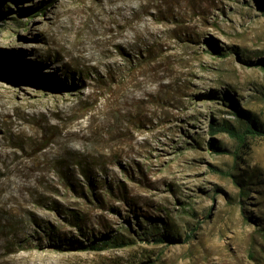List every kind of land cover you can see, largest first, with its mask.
<instances>
[{"label": "rangeland", "instance_id": "1", "mask_svg": "<svg viewBox=\"0 0 264 264\" xmlns=\"http://www.w3.org/2000/svg\"><path fill=\"white\" fill-rule=\"evenodd\" d=\"M256 4L0 0V264H264ZM231 106L263 125L235 160Z\"/></svg>", "mask_w": 264, "mask_h": 264}, {"label": "trees", "instance_id": "2", "mask_svg": "<svg viewBox=\"0 0 264 264\" xmlns=\"http://www.w3.org/2000/svg\"><path fill=\"white\" fill-rule=\"evenodd\" d=\"M256 8L262 15H264V0H256ZM33 12V11H32ZM37 12V11H35ZM34 12V13H35ZM6 13V12H4ZM0 12V18H3V14ZM40 15L42 14V9L41 11L38 12ZM231 111L236 117H242L243 121L241 124L238 125V127H235L231 125L229 122L221 121L218 123L213 122V120L210 123V135H214L217 133H225L229 138H231L235 144H236V149L234 150L233 154V160L237 158V150L240 147L245 146V142L248 138H252L255 135H260L262 132V124L258 121V119L248 113V112H243L236 108L235 106H231ZM208 148L210 150V153H217L221 154L224 152V150L220 147V145L217 144V142L211 138L207 141ZM241 170L237 167L235 173H230V172H223L224 175L230 176L231 181L238 185L240 188L239 194L242 197H247L248 191L256 185V181L262 182V179L260 177L259 173H255L254 171L251 172L249 170L244 171V173L240 172ZM71 218L74 220V227L76 229H79V224H80V218L79 214H73L72 211L70 212ZM245 221H250V219H246ZM264 230V228H263ZM48 233L52 237L53 235V229L52 227L49 229ZM189 234V233H188ZM264 235V232H263ZM173 235L169 234V232L164 231L161 234H158L157 236L154 237L155 241L158 243H165L169 242L171 240V237ZM107 236L101 238L98 242H93L91 243L88 247L85 248H91L92 250H104L106 248H119L128 245V241H122V239H118L116 237L112 239L106 238ZM186 237H189V235H186ZM53 246H57L55 249L56 250H61L62 247L59 245H56L55 243H52ZM83 248V247H81ZM252 256V255H250Z\"/></svg>", "mask_w": 264, "mask_h": 264}]
</instances>
